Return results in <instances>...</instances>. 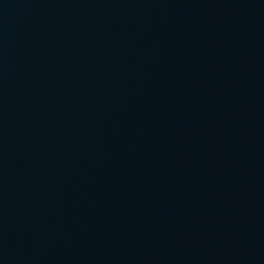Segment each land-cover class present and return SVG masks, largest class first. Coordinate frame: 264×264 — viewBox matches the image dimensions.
Segmentation results:
<instances>
[{
	"label": "water",
	"instance_id": "95a60500",
	"mask_svg": "<svg viewBox=\"0 0 264 264\" xmlns=\"http://www.w3.org/2000/svg\"><path fill=\"white\" fill-rule=\"evenodd\" d=\"M0 264H264V0H0Z\"/></svg>",
	"mask_w": 264,
	"mask_h": 264
}]
</instances>
